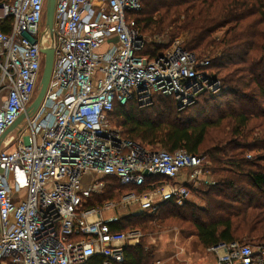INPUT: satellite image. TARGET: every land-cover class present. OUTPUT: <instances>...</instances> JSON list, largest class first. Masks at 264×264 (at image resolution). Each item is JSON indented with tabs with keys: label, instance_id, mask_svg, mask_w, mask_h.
<instances>
[{
	"label": "built area",
	"instance_id": "2783aa9c",
	"mask_svg": "<svg viewBox=\"0 0 264 264\" xmlns=\"http://www.w3.org/2000/svg\"><path fill=\"white\" fill-rule=\"evenodd\" d=\"M45 1L0 0V137L24 114L15 135L0 142V264H84L95 255L102 264H122L124 248L138 244L142 233L111 231L120 217L104 212L131 206L155 212L170 200L181 206L204 158L148 151L123 139L108 124L114 102L145 107L159 94L182 109L202 91L217 92L220 83L206 70L209 58L181 45L156 57L138 54L146 40L127 14L142 0H55L52 36L44 44ZM43 47L54 51L49 82L36 109L26 113ZM155 176L161 178L150 179ZM178 176L183 183L174 181ZM108 177L145 189L88 206ZM259 249L264 256V246ZM205 250L216 264H251L256 253L239 242Z\"/></svg>",
	"mask_w": 264,
	"mask_h": 264
},
{
	"label": "trees",
	"instance_id": "16d2710c",
	"mask_svg": "<svg viewBox=\"0 0 264 264\" xmlns=\"http://www.w3.org/2000/svg\"><path fill=\"white\" fill-rule=\"evenodd\" d=\"M127 17L141 35L167 29L171 42L184 34L183 49L209 58L206 70L220 89L200 92L182 109L172 96L159 94L145 107L134 100L114 102L108 120L116 118L121 137L148 151L184 150L204 158V167L218 179L200 192L203 205L162 202L155 212L121 216L109 224L110 230H140L132 225L134 219L135 225L144 221L145 226L148 218L160 215L188 222L186 237H195L205 249L243 240L263 245L264 0H142ZM221 29L222 39L216 40L214 34ZM163 48L145 45L138 54L156 57ZM187 187L190 190V183ZM143 189L121 187L115 177H108L103 193L89 198L87 205ZM187 205L186 211H180ZM142 250L140 244L125 247L122 264H140ZM84 264H102V257L92 256ZM251 264H264V256L255 253Z\"/></svg>",
	"mask_w": 264,
	"mask_h": 264
},
{
	"label": "rangeland",
	"instance_id": "374dc122",
	"mask_svg": "<svg viewBox=\"0 0 264 264\" xmlns=\"http://www.w3.org/2000/svg\"><path fill=\"white\" fill-rule=\"evenodd\" d=\"M43 30L44 20L40 25V35L42 42L45 44L46 41L50 38V34L48 31L45 34H42ZM142 36L146 40L147 48H155V46L160 44L164 47V51L171 47L173 44H178L182 47L185 39V35L180 34L170 42V37L168 35L167 29H165L161 33L156 32L152 34H143ZM214 37L217 38L216 40L222 39V29L216 31ZM104 49L105 47L102 46L99 51ZM42 68L43 58L41 60V73ZM41 73L37 81V87L39 84ZM35 91H37V88ZM36 93L37 92H35V95ZM108 124L117 130L120 129L118 126V120L116 118L108 120ZM13 131H11V133L6 136L4 142H7L15 135V131ZM248 153L252 154L253 152L249 151ZM193 171L194 170L189 169L188 173H192ZM87 179L88 178H86L85 181ZM217 179L218 177L216 175H212L211 172H209V170H207L203 165L202 174H199V179H195L194 182H191L190 184V194L187 199L189 204L195 203L203 205L204 202L201 200L200 192L206 189L207 184H212ZM174 181L181 184L183 183V178L181 176H178ZM186 208H188V205L184 209L182 207L179 209L180 211H186ZM135 210H137L136 206H131L129 209H110L108 211H105L103 215L105 217H109L112 215H118L120 217L127 215V213H130V211ZM136 222L137 219H134L132 225L142 231H140L142 233V237L140 238V241L138 243L140 244V246H142L143 249V256L141 258L140 264H216L215 256L209 254L205 250V248H203L198 243L195 237H186L188 222L179 221L174 217L162 219L160 215L157 217L148 218V220L145 221V226H142L144 221L135 225ZM241 242L247 243V245L251 247L252 251L256 253H258L257 251H260V246H264V243L263 245H260L257 242L251 243L246 240H243Z\"/></svg>",
	"mask_w": 264,
	"mask_h": 264
},
{
	"label": "water",
	"instance_id": "95a60500",
	"mask_svg": "<svg viewBox=\"0 0 264 264\" xmlns=\"http://www.w3.org/2000/svg\"><path fill=\"white\" fill-rule=\"evenodd\" d=\"M54 3L55 0H46L45 1V18H44V32H49L50 38L52 36V17H53V9H54ZM41 53L44 55V60H43V68H42V73L41 77L39 80V84L37 87V93L36 96L32 102V104L27 108L26 113L29 111H33L36 109L38 104L40 103L42 97L44 96V93L46 91L50 74H51V69H52V64H53V57H54V51L52 47H43L41 48ZM24 118V114H22L0 137V142L1 140L11 131H13L16 126L21 122V120ZM145 176H150V172L145 171L144 172Z\"/></svg>",
	"mask_w": 264,
	"mask_h": 264
},
{
	"label": "crops",
	"instance_id": "0c3cea01",
	"mask_svg": "<svg viewBox=\"0 0 264 264\" xmlns=\"http://www.w3.org/2000/svg\"><path fill=\"white\" fill-rule=\"evenodd\" d=\"M182 178H183V176H181ZM183 180H184V178H183ZM134 212H139L138 211V209L137 210H135V211H130V213H134ZM118 216V215H117ZM121 217V216H120Z\"/></svg>",
	"mask_w": 264,
	"mask_h": 264
}]
</instances>
